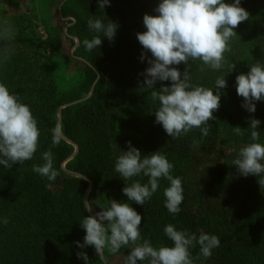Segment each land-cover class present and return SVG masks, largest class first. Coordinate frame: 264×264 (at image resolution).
I'll return each instance as SVG.
<instances>
[{"label":"trees","instance_id":"trees-1","mask_svg":"<svg viewBox=\"0 0 264 264\" xmlns=\"http://www.w3.org/2000/svg\"><path fill=\"white\" fill-rule=\"evenodd\" d=\"M159 2L109 0V5L100 9L97 0L64 1L63 9L74 18L78 45L86 57L82 63L97 81L86 100L61 109L59 126L69 141L62 138L57 146L51 142L58 125L56 112L71 100L61 99L57 75L44 59L59 43L49 38L15 37L12 44L21 52L0 62V82L30 107L40 137L31 160L10 169L0 165V264H85L78 258L79 252L104 264L93 247L77 245L85 235L80 223L89 215L85 195L92 215L101 210L99 207H107L109 200L129 203L142 217L140 242L148 240L154 247L171 246L163 231L168 224L197 236H217L219 247L212 250L210 258L195 264H264V187L258 185L259 177L241 176L232 164L239 149L253 142L248 129L251 119L261 122L257 129L260 138L255 142L264 144V101H256L255 112L249 113L241 106L243 98L236 94L235 86L238 74H246L258 61L264 63V0H240L249 19L234 29L238 36L230 42L232 51L225 54L226 60L236 65L231 72L227 74V65L219 72H200L199 62H190L192 83L214 89L215 79L227 74V86L220 90L215 119L208 122L209 135L204 137L199 129H193L176 139L155 123L159 102L151 99L154 89L142 88V73L149 65L147 59H140L144 50L136 34L146 31L143 16L157 15L154 9ZM89 18L100 19L105 25L110 21L117 24L113 40L90 31ZM96 35L101 36L102 44L87 51L83 41ZM145 56L151 58L150 53ZM175 67L183 73L187 66ZM160 87L161 82H156L154 88ZM236 126L244 130L243 136L235 135ZM128 142L142 156L158 151L173 164L171 174L180 177L183 186L178 214L172 215L164 207L167 180L161 179L158 190L143 206L123 194L122 189L133 181L119 177L114 163L121 151L128 150ZM74 145L77 152L69 159ZM49 150L58 172L54 181L32 171L33 165L44 163L42 153ZM63 165L73 173L65 172ZM133 180L147 183L143 176ZM5 217L7 224L2 223ZM131 247L116 253L105 248L103 256L128 253ZM191 251L195 257L199 248Z\"/></svg>","mask_w":264,"mask_h":264},{"label":"clouds","instance_id":"clouds-1","mask_svg":"<svg viewBox=\"0 0 264 264\" xmlns=\"http://www.w3.org/2000/svg\"><path fill=\"white\" fill-rule=\"evenodd\" d=\"M100 9L109 5V0H97ZM157 15L143 16L146 31L137 33L136 38L144 50L140 59H147L148 67L144 70L145 79L142 88L154 89L151 99L158 101L154 111L155 123L160 124L164 132L176 139L193 129H199L201 135H209L210 120L219 109L220 90L227 84L225 76L235 68L234 63L226 60V53L232 51L230 42L237 35L234 31L240 23L249 19V13L240 6V0L225 3L224 0H160L154 9ZM90 31L102 33L112 41L118 27L114 22L105 25L100 19L89 18ZM15 29L8 19L0 21V62H6L14 52L12 42ZM102 44L100 35L85 39L83 46L92 51ZM145 53H150L147 58ZM199 62L198 70L219 72L225 69L226 75L215 79V87L207 88L192 83L190 62ZM185 64L181 73L175 66ZM246 74L235 77L236 94L243 98L242 107L254 113L255 102L264 101V63L256 62L249 66ZM161 82L159 90L154 88ZM164 81H170L164 86ZM260 121L249 122L250 137L253 142L241 147L237 158L232 161L239 175L259 177L257 183L264 187V144L255 142L260 138L257 131ZM237 136H243L244 130L233 127ZM40 129L30 107L21 102L17 94L11 93L6 84L0 82V165L10 169L14 164H23L31 160L39 147ZM62 131L59 125L53 130L52 145H59ZM44 163L33 165L32 171L41 177L54 181L58 172L53 167L52 152L42 153ZM114 170L124 181H133L122 192L128 201L143 206L158 190L161 179L167 180L168 186L163 190L164 207L176 215L181 211L183 186L180 177L171 174L173 164L165 155L155 152L142 156L141 152L128 142V150L121 151L115 158ZM143 176L147 183L133 180ZM93 215L85 216L80 226L85 230L83 243L78 247L91 246L100 259L105 248L116 253L121 248H130L125 264H195L197 260H207L212 250L218 248L220 240L215 235L200 234L177 230L172 224L164 227V235L171 241V246L154 247L150 241H141L140 225L142 217L127 202L109 200L107 207ZM91 212L93 208L87 206ZM7 217L2 223L7 224ZM139 242V243H138ZM199 248L194 257L192 249ZM78 258L88 264V256L77 253Z\"/></svg>","mask_w":264,"mask_h":264},{"label":"rangeland","instance_id":"rangeland-1","mask_svg":"<svg viewBox=\"0 0 264 264\" xmlns=\"http://www.w3.org/2000/svg\"><path fill=\"white\" fill-rule=\"evenodd\" d=\"M65 0H0V21L8 19L15 29V37L51 39L59 43L53 53H45L44 63L56 74L57 90L64 101H77L93 92L97 78L86 63L75 34L74 18L63 9ZM14 52H21L20 49ZM89 65V64H88ZM71 97H75L71 99ZM57 109L58 125L60 115ZM65 168V166L63 165ZM76 174V173H74ZM128 253L104 257L107 264H125ZM88 264H97L89 259ZM146 264V262H145Z\"/></svg>","mask_w":264,"mask_h":264},{"label":"water","instance_id":"water-1","mask_svg":"<svg viewBox=\"0 0 264 264\" xmlns=\"http://www.w3.org/2000/svg\"><path fill=\"white\" fill-rule=\"evenodd\" d=\"M90 95H91V92L89 93V95H88L87 97H84V98L79 99V100H77V101L68 102V103H65V104L61 105V106H60V109L58 110V114L60 115L61 109H62L63 107L68 106V105H71V104H74V103H77V102L84 101V100H86ZM62 138L65 139L66 141H69V140H68L63 134H62ZM74 148H75V149H74V151L72 152V154L69 156V159L72 158V157H74V155H75L76 152H77V146H76V145H74ZM62 169H63L65 172H67V173H70V174L73 173L72 171H70V170L64 168L63 166H62ZM85 204H86V208H87V206H88V203H87V195H85ZM88 213H89V215H92L91 212L88 211ZM101 260L103 261L104 264H107V263L105 262L104 256H103V259H101Z\"/></svg>","mask_w":264,"mask_h":264},{"label":"bare ground","instance_id":"bare-ground-1","mask_svg":"<svg viewBox=\"0 0 264 264\" xmlns=\"http://www.w3.org/2000/svg\"><path fill=\"white\" fill-rule=\"evenodd\" d=\"M74 175H76V174H74Z\"/></svg>","mask_w":264,"mask_h":264}]
</instances>
